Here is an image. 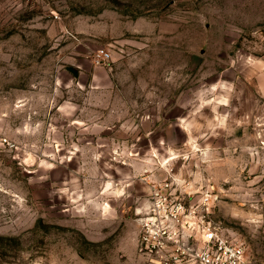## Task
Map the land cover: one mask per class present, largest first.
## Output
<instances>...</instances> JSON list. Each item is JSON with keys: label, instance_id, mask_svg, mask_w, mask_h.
I'll return each instance as SVG.
<instances>
[{"label": "rangeland", "instance_id": "374dc122", "mask_svg": "<svg viewBox=\"0 0 264 264\" xmlns=\"http://www.w3.org/2000/svg\"><path fill=\"white\" fill-rule=\"evenodd\" d=\"M170 175L264 264V0H0V264H156Z\"/></svg>", "mask_w": 264, "mask_h": 264}, {"label": "built area", "instance_id": "2783aa9c", "mask_svg": "<svg viewBox=\"0 0 264 264\" xmlns=\"http://www.w3.org/2000/svg\"><path fill=\"white\" fill-rule=\"evenodd\" d=\"M108 58L99 52L93 60L99 65ZM151 184L138 212L140 252L154 257L156 264H256L246 257L242 243L212 222L208 190L184 185L173 175Z\"/></svg>", "mask_w": 264, "mask_h": 264}, {"label": "water", "instance_id": "95a60500", "mask_svg": "<svg viewBox=\"0 0 264 264\" xmlns=\"http://www.w3.org/2000/svg\"><path fill=\"white\" fill-rule=\"evenodd\" d=\"M169 4H171V3H169ZM169 4H168V5H169ZM68 71H70L75 77L77 76V74L73 71V69L68 68Z\"/></svg>", "mask_w": 264, "mask_h": 264}]
</instances>
